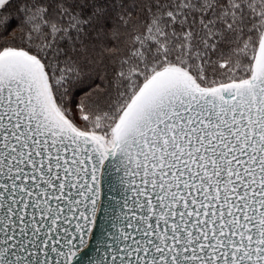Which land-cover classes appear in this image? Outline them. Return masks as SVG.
Returning a JSON list of instances; mask_svg holds the SVG:
<instances>
[{
  "label": "snow or ice",
  "instance_id": "snow-or-ice-1",
  "mask_svg": "<svg viewBox=\"0 0 264 264\" xmlns=\"http://www.w3.org/2000/svg\"><path fill=\"white\" fill-rule=\"evenodd\" d=\"M85 260L264 264V0H0V264Z\"/></svg>",
  "mask_w": 264,
  "mask_h": 264
},
{
  "label": "water",
  "instance_id": "water-1",
  "mask_svg": "<svg viewBox=\"0 0 264 264\" xmlns=\"http://www.w3.org/2000/svg\"><path fill=\"white\" fill-rule=\"evenodd\" d=\"M119 175V173L116 172L115 168L112 169V179L115 180V177ZM108 177L105 175L103 177V183L101 185L102 187V194H101V201L105 204H107L114 196H116V191L109 190V185L107 183ZM118 186V185H117ZM95 237L90 238L88 241L89 247L87 249L82 250L83 252L87 253L90 257H99L103 253V244L100 242L99 233L100 229L97 227L95 230ZM97 248H99V253L97 252ZM84 264H87V260H85Z\"/></svg>",
  "mask_w": 264,
  "mask_h": 264
}]
</instances>
